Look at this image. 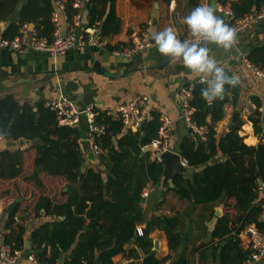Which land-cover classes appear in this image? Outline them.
I'll return each instance as SVG.
<instances>
[{"label": "trees", "instance_id": "obj_1", "mask_svg": "<svg viewBox=\"0 0 264 264\" xmlns=\"http://www.w3.org/2000/svg\"><path fill=\"white\" fill-rule=\"evenodd\" d=\"M18 1L0 0V19L13 13ZM54 1L26 0L18 11V22L9 23L2 37L11 38L19 33L23 24L33 22L39 37L51 39ZM63 1L70 21L77 12L72 6L74 0ZM115 3L116 0H89L87 3L88 26L99 28L101 37L111 36L120 29ZM263 5L264 0H232L229 4L234 18L258 11ZM248 59L256 67L264 68V47L253 49ZM202 87L203 84L197 83L192 91V118L197 124L207 127L206 138L196 141L191 135L184 136L179 143V154L190 167L208 163L218 150L223 159L207 164L202 171L194 172L189 177L181 173L174 174L171 178L173 185L168 189L195 204H207L220 198L234 199L235 213L226 212L216 217L211 240L217 239L221 264H243L249 250L241 248L240 234L250 225L264 233V219L259 217L264 208V143L256 146L244 144L237 133V124L217 140L214 126L223 117L225 101L217 99L209 106L200 95ZM228 91L234 102L239 94L238 86H226ZM208 116L209 121L206 120ZM248 119L257 131L261 122L259 111L255 109ZM95 122L105 126L104 133L95 137L103 153L99 156L97 167L82 168L78 142L81 131L77 127L59 125L55 113L44 107V102L39 103L34 110L27 102L19 104L11 95L0 98V134L11 140L24 137L40 141L36 147L34 169L24 179L39 183L38 173L44 172L62 176L78 185L68 188V197L63 204L54 203L47 196L38 198L35 211L38 213L43 209L45 216L54 215L56 219L45 221L34 230L31 233L32 242H37V246L42 243L45 246H59L67 251L74 244L79 230L86 229L83 239L73 249L70 260L63 264H82V258H85L86 264H92L94 250L99 252L97 264H113L112 257L125 253L124 245L131 240H135L145 255L149 254L152 248L149 233L158 228L166 233L168 248L176 250L181 238L176 216L156 214L141 229V234L136 229L142 219V190L148 182L158 184L164 173L163 161L157 162L151 151L142 152L141 149L156 137L160 124L159 113L153 111V117L137 131L124 132L121 121L104 112L95 116ZM230 152L239 154L230 158L227 156ZM22 158L23 151L20 149L0 150V178L19 176L22 173ZM260 182L263 183L262 188ZM11 220L7 225L12 223ZM22 234L23 227L20 226L6 243L12 249H21ZM222 240L226 242L221 246ZM37 255L42 258L43 252ZM165 260L148 255L146 264H161ZM175 264H187V260L179 256Z\"/></svg>", "mask_w": 264, "mask_h": 264}, {"label": "crops", "instance_id": "obj_2", "mask_svg": "<svg viewBox=\"0 0 264 264\" xmlns=\"http://www.w3.org/2000/svg\"><path fill=\"white\" fill-rule=\"evenodd\" d=\"M25 1L19 0L16 10L4 19H0L2 33L9 23L18 22V11ZM56 1L59 0L54 1V11L51 17L54 28L58 25L65 34L68 24L76 14H79L81 30L96 28L98 31L99 28L88 26V1L78 0L77 8L73 6L76 0L73 1L72 6L77 9V12L70 21L64 10V1H59L62 8L58 7ZM230 1L232 0H226L225 3L220 0H169L168 2L165 0H116L115 11L120 20V29L108 37H101L98 34L101 44L76 46L56 59L47 52L17 53L0 49V98L4 95H11L19 104L27 102L35 110L39 103L63 94L74 100L78 106L91 105L96 116L108 108H114L145 94L151 98L154 112L159 115L166 114L171 118V133L167 147L169 151L179 153V143L184 136L191 135L196 141L202 140L194 133H189L180 116L179 102L175 97V92L180 86L196 79H193L182 62L162 56L155 47L132 58L114 56L110 48L129 44L131 36L145 28L149 29L151 35L154 31L172 27L177 36H180L186 30V25L183 24L184 16L197 5L208 4L212 7L214 3L215 14L223 19L222 14L215 7L220 3L229 5ZM175 10L181 11L182 18H176ZM30 23L33 25L32 30L29 29ZM30 23L23 24L19 32L24 25L28 30L35 31L34 23ZM237 37L238 43L228 52H224L215 45L209 46L226 73L229 76L236 75L240 78L239 94L234 102L229 91L223 99H219L225 102L223 117L214 126L215 137L218 140L233 125L237 124L239 125L237 133L242 138V142L248 146H256L264 143V83L247 67L246 61H249L248 55L253 49L264 47V19L252 22ZM96 65L99 67H95ZM208 105L211 106V104ZM255 109L261 114V122L257 131L248 119ZM234 112L238 113V117L235 122H232ZM206 120L209 121L210 116ZM77 128L82 136L86 129L83 120ZM122 130L127 132L125 129ZM0 137H2L0 138V150L20 149L23 151L22 173L15 178H0V241L6 243V240L13 237L21 226L23 227L21 251L28 243L31 253L40 264H63L70 260L73 249L83 239L86 229L79 230L74 244L67 251L59 246H45V243L37 246V242H32L31 233L45 221L56 218L54 215L45 216L43 209L37 213L35 204L40 196H47L54 203L63 204L68 197L66 193L68 188L78 187V185L70 183L62 176L48 175L44 172L38 173L39 183L34 180H25L24 177L29 176L34 169L36 147L40 141L21 137L24 143L20 145L19 139L21 138L11 140L4 138L1 134ZM114 140L115 137H113ZM80 141L81 137L78 142L82 168L96 167L99 158L91 159L89 154L84 153ZM182 159L181 157V161ZM222 159L221 151L218 150L214 159L208 163L188 166L192 172L181 174L189 177L194 172L202 171L207 164ZM172 176L164 181L163 173L158 184L153 185L148 182L143 188L142 193L147 192V196L142 195L140 202L142 219L136 229L145 228L151 217L156 214L167 217L176 216L181 232L176 250L172 251L168 248L166 233L154 228L149 233L152 239L149 254L145 255L135 240H131L124 245L125 253L112 257L113 264H146L148 255L157 259L166 258L165 261H168V264H175V259L179 256L186 258L187 264H221L220 248L217 247L216 238L211 240V233L216 217L226 212L235 213L234 199L220 198L207 204H195L190 199L178 197L168 189L173 185ZM260 186L262 188L263 183L260 182ZM12 203L15 204L10 207ZM10 218H12V223L7 225ZM240 238L241 248L247 250L249 236L246 229L240 234ZM225 242L226 240H222L220 245H224ZM42 252V258L38 257L37 254ZM98 253L94 250L92 264H97ZM86 263L85 258H82V264ZM21 264L28 263L23 258ZM256 264H264V256Z\"/></svg>", "mask_w": 264, "mask_h": 264}, {"label": "built area", "instance_id": "obj_3", "mask_svg": "<svg viewBox=\"0 0 264 264\" xmlns=\"http://www.w3.org/2000/svg\"><path fill=\"white\" fill-rule=\"evenodd\" d=\"M56 4L60 8L63 7L59 1H56ZM73 6L75 8L79 6L78 0L73 3ZM215 8L222 14L224 22L235 30L236 35L245 31L252 22L264 19V5L258 11L246 13L237 18H234L230 6L227 4L220 3ZM174 13L176 18H182L181 11L175 10ZM149 37L148 28L140 30L131 36L129 44L115 47L111 49V53L120 58H132L135 55L147 52L152 47H155L154 42ZM177 37L181 41L189 39L187 27L185 32ZM86 44L98 45L101 44V41L96 28L80 29L79 14H76L68 24L65 34L56 25L51 39L39 37L35 31L28 30L26 25L21 28L17 35L11 38L0 37V49H7L17 53L29 51L47 52L54 59L64 55L68 50L76 46ZM246 65L264 83V68L256 67L249 61H246ZM197 83H200L198 79L180 86L175 92V97L179 102L180 116L186 127L192 129L197 137L204 140L206 138L207 127L197 124L192 118L194 112V108L191 105L192 91L194 85ZM44 107L55 113L60 125L78 127L83 120L86 126L85 139L90 141L95 157L98 158L103 153V150L95 142V137L104 133L105 126L95 122V112L91 105L78 106L74 100L61 94L57 98L44 101ZM104 113L107 116L119 119L122 123V129L137 131L145 121L153 117L152 101L148 95L143 94L127 103L119 104L114 108H108ZM159 120L160 124L156 137L143 145L141 149L143 152L151 151L156 161L162 162L161 155L168 151L167 144L171 133L172 120L168 115L162 113L159 115ZM182 163L186 165L183 159ZM142 195L146 197L147 192H143ZM260 218L264 219V208L262 209ZM137 233L141 234L140 228H138ZM246 233L249 236V252L243 264H256L264 256V233L258 231L254 225L248 226ZM21 253L20 249H12L10 244L0 241V264H21L23 259ZM25 260L28 264H40L32 253ZM162 264H168V261H164Z\"/></svg>", "mask_w": 264, "mask_h": 264}, {"label": "clouds", "instance_id": "obj_4", "mask_svg": "<svg viewBox=\"0 0 264 264\" xmlns=\"http://www.w3.org/2000/svg\"><path fill=\"white\" fill-rule=\"evenodd\" d=\"M190 38L181 41L172 27L151 33L157 51L164 57L179 60L193 79L204 85L201 97L208 104L223 99L226 86L235 88L240 83L236 75L229 76L212 53L210 45L228 52L238 43L233 28L215 14L208 4L197 5L183 18ZM2 138V137H0Z\"/></svg>", "mask_w": 264, "mask_h": 264}, {"label": "water", "instance_id": "obj_5", "mask_svg": "<svg viewBox=\"0 0 264 264\" xmlns=\"http://www.w3.org/2000/svg\"><path fill=\"white\" fill-rule=\"evenodd\" d=\"M214 6V3L212 4V8ZM29 29L32 30L33 29V25L32 23L29 24ZM98 34H101V30L98 29ZM0 37H2V31H1V27H0ZM164 62V61H163ZM163 64V63H162ZM95 67H99L98 65H96ZM238 117V113L234 112L233 114V118H232V122H235L237 120ZM189 133H193L192 129L188 128ZM86 135L85 133L82 134L81 136V148L82 151L84 153L89 154V157L91 159H95V155L93 153L92 147H91V143L89 140L85 139ZM27 142V140H26ZM19 143L20 145H22L24 143V140L21 138L19 139ZM238 152H230L228 153L229 157H233L238 155ZM161 159L164 163V168H165V172H164V181L168 180L173 174L176 173H191L192 170L189 169V167H187L186 165H184L181 161V156L179 153H174L171 151H166L161 155ZM84 166V165H83ZM82 177V175H81ZM15 203H12L10 205V207H13ZM31 253V249L29 248V244L26 243L25 248L23 249L21 256L22 258H26L29 254ZM174 264V263H171Z\"/></svg>", "mask_w": 264, "mask_h": 264}, {"label": "rangeland", "instance_id": "obj_6", "mask_svg": "<svg viewBox=\"0 0 264 264\" xmlns=\"http://www.w3.org/2000/svg\"><path fill=\"white\" fill-rule=\"evenodd\" d=\"M99 158V157H98ZM186 166L188 167V165L186 164ZM97 167V166H96Z\"/></svg>", "mask_w": 264, "mask_h": 264}, {"label": "bare ground", "instance_id": "obj_7", "mask_svg": "<svg viewBox=\"0 0 264 264\" xmlns=\"http://www.w3.org/2000/svg\"><path fill=\"white\" fill-rule=\"evenodd\" d=\"M97 33H98V31H97Z\"/></svg>", "mask_w": 264, "mask_h": 264}]
</instances>
